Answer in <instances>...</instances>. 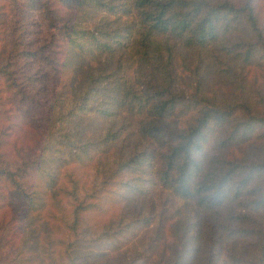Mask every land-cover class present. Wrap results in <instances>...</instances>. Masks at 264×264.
<instances>
[{
	"label": "trees",
	"instance_id": "obj_1",
	"mask_svg": "<svg viewBox=\"0 0 264 264\" xmlns=\"http://www.w3.org/2000/svg\"><path fill=\"white\" fill-rule=\"evenodd\" d=\"M34 263L264 264V0H0V264Z\"/></svg>",
	"mask_w": 264,
	"mask_h": 264
},
{
	"label": "rangeland",
	"instance_id": "obj_2",
	"mask_svg": "<svg viewBox=\"0 0 264 264\" xmlns=\"http://www.w3.org/2000/svg\"><path fill=\"white\" fill-rule=\"evenodd\" d=\"M26 247H28V248H26V251L28 252L29 255H33L34 254V257L36 259H39L40 258V252H39V249L38 248L31 247V244L30 243L27 244ZM35 254L37 255V257L35 256Z\"/></svg>",
	"mask_w": 264,
	"mask_h": 264
}]
</instances>
